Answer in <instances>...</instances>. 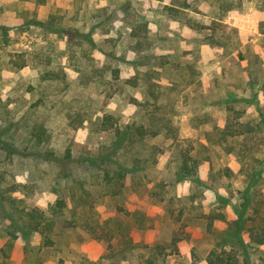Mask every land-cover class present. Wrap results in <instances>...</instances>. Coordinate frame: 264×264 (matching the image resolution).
Here are the masks:
<instances>
[{
  "label": "rangeland",
  "instance_id": "rangeland-1",
  "mask_svg": "<svg viewBox=\"0 0 264 264\" xmlns=\"http://www.w3.org/2000/svg\"><path fill=\"white\" fill-rule=\"evenodd\" d=\"M227 123L252 131L219 144ZM58 198L52 247L11 240L8 216ZM239 215V264H264V0H0V264H207Z\"/></svg>",
  "mask_w": 264,
  "mask_h": 264
},
{
  "label": "trees",
  "instance_id": "trees-1",
  "mask_svg": "<svg viewBox=\"0 0 264 264\" xmlns=\"http://www.w3.org/2000/svg\"><path fill=\"white\" fill-rule=\"evenodd\" d=\"M52 18L53 17H51V20L47 21L46 23L37 22V24L41 26L51 25ZM23 66L24 64L19 65V67ZM244 128H246V130H244ZM100 130L103 134H107L112 131L117 137H119V141L129 140L130 134L132 135L133 131H137V136L139 137H144L147 134V131L143 127H137L134 130L131 125H127L124 130H121L119 126L116 125V120L112 115H105L103 117L100 124ZM247 131H252L251 127H249L248 125H243L239 130H235L232 125H230V123H227L225 127L219 131V141L217 143H227V139L229 138L235 140V137L237 135H244ZM45 135V130L41 126L39 128H34V130L32 131V136L34 137L37 145L42 144ZM38 155L44 159L54 161H69L72 159V154L69 149L66 150L62 158H59L54 152L50 151L40 152L38 153ZM179 155L181 160L179 168L180 176L184 179H194L197 174L196 169L199 161L192 154L191 150L182 151L179 153ZM97 158L94 157L95 160ZM92 159L93 157H85L86 162L91 161L94 163L95 161ZM127 171L128 168L126 167L120 168V170L115 171L113 177L123 179L124 173ZM227 171L228 170L226 169L225 173H223L225 176L228 175ZM254 175H256V173ZM254 175L251 176V184L254 181ZM104 177L109 183L114 179L112 176H110L108 171L104 172ZM65 208L66 204L62 198H58L52 205L49 206L47 210H41L35 207L27 208L23 206L19 211L22 214L21 219L8 216L9 224L6 225V233L8 234V236H10L12 241L16 240L18 238L17 235L19 234L22 237L26 238L30 237L32 233H37L40 235L42 245L44 247H52L55 244V241L53 239L54 228ZM239 216V220L234 223V225L236 224L235 228L229 226L224 232V241L222 242V245L214 247L209 252L208 256L206 257L207 264H239V255H243L245 253V242L242 238L241 232L246 225V220L241 218V215ZM249 238L251 239V241H254L257 244H264V229H259V231L257 230L255 232H252ZM179 241L180 239L173 238L171 242L173 254L179 255ZM236 245L238 247H236ZM235 248L238 249V251ZM155 249L157 251L159 250L160 254H162V252L164 251L163 247L158 245L155 247ZM239 249H241V253L239 252ZM143 264H156V261H154V259L152 258H149L146 259Z\"/></svg>",
  "mask_w": 264,
  "mask_h": 264
}]
</instances>
